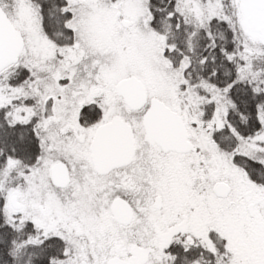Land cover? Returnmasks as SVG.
Here are the masks:
<instances>
[{
  "label": "snow or ice",
  "instance_id": "6c2138e0",
  "mask_svg": "<svg viewBox=\"0 0 264 264\" xmlns=\"http://www.w3.org/2000/svg\"><path fill=\"white\" fill-rule=\"evenodd\" d=\"M0 264H264V0H0Z\"/></svg>",
  "mask_w": 264,
  "mask_h": 264
}]
</instances>
